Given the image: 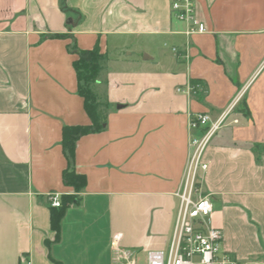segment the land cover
Segmentation results:
<instances>
[{
	"label": "crops",
	"instance_id": "1",
	"mask_svg": "<svg viewBox=\"0 0 264 264\" xmlns=\"http://www.w3.org/2000/svg\"><path fill=\"white\" fill-rule=\"evenodd\" d=\"M192 1L204 32L185 34L170 0H0V264H117L116 234L135 264L166 250L200 133L189 118H216L240 91L247 115L235 108L213 135L197 187L236 260L247 253L225 219L264 252V0ZM72 39L107 55L95 90L109 110L104 129L75 144L86 183L54 240L47 193H74L61 178L62 126L90 123ZM191 80L203 89L187 91Z\"/></svg>",
	"mask_w": 264,
	"mask_h": 264
},
{
	"label": "built area",
	"instance_id": "2",
	"mask_svg": "<svg viewBox=\"0 0 264 264\" xmlns=\"http://www.w3.org/2000/svg\"><path fill=\"white\" fill-rule=\"evenodd\" d=\"M170 11L174 18L186 24L185 34L206 31V25L195 15L192 0H170ZM172 50L177 52V48ZM195 86L187 84L186 90L192 91ZM177 90H182L177 88ZM242 96L238 92L224 110L214 119L207 113H196L189 118L190 129L200 131L198 136L189 138V156L183 175V184L176 193L179 206L173 224L172 235L166 250H149L146 264H239L230 251L222 246L223 235L220 228L210 223L213 205L207 195L197 187L199 170L206 168L202 161L205 147L213 135L231 115ZM236 123L237 120L233 119ZM50 206L59 207L60 194L56 191L47 193ZM119 236L113 238L115 262L117 264H135L134 251L117 246ZM28 264L27 260H24Z\"/></svg>",
	"mask_w": 264,
	"mask_h": 264
},
{
	"label": "trees",
	"instance_id": "3",
	"mask_svg": "<svg viewBox=\"0 0 264 264\" xmlns=\"http://www.w3.org/2000/svg\"><path fill=\"white\" fill-rule=\"evenodd\" d=\"M68 51L76 54L72 61L77 79V94L83 98V108L90 119L86 125H63L61 130V147L66 159V167L63 169L61 178L64 185L71 186L74 189L72 194L60 195V206H49V223L55 233L54 240L59 239L60 220L68 206L75 203L78 193L85 186L86 180L84 174L75 170L74 151L77 140L86 134L100 132L106 124V115L109 110V104L96 93V83L100 81V76L105 70L107 55L101 53L98 42L89 48H79L72 39ZM195 86L194 90L203 89L202 83L198 80H191ZM236 110L247 115V109L244 101L241 100L236 106Z\"/></svg>",
	"mask_w": 264,
	"mask_h": 264
},
{
	"label": "rangeland",
	"instance_id": "4",
	"mask_svg": "<svg viewBox=\"0 0 264 264\" xmlns=\"http://www.w3.org/2000/svg\"><path fill=\"white\" fill-rule=\"evenodd\" d=\"M237 226V224L232 223L228 219L223 220L222 222V229L224 231L225 236L231 241V243L234 244V246H239L241 247V250H243L245 253H247V257L242 259V260H237L239 264H248L251 262H261L264 264V252L260 253L255 249L256 245H253L251 242L250 238L244 239L243 232L245 233L246 231L244 229L240 228ZM249 232H247L248 234ZM259 239V246L263 249L264 251V244L263 240L261 239V236L258 235Z\"/></svg>",
	"mask_w": 264,
	"mask_h": 264
}]
</instances>
